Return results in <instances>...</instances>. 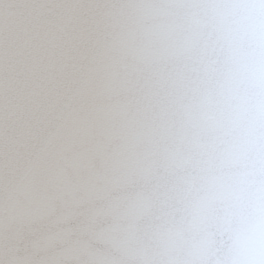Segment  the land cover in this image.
Returning a JSON list of instances; mask_svg holds the SVG:
<instances>
[{
    "label": "water",
    "instance_id": "water-1",
    "mask_svg": "<svg viewBox=\"0 0 264 264\" xmlns=\"http://www.w3.org/2000/svg\"><path fill=\"white\" fill-rule=\"evenodd\" d=\"M23 2L0 264H264V0Z\"/></svg>",
    "mask_w": 264,
    "mask_h": 264
},
{
    "label": "snow or ice",
    "instance_id": "snow-or-ice-1",
    "mask_svg": "<svg viewBox=\"0 0 264 264\" xmlns=\"http://www.w3.org/2000/svg\"><path fill=\"white\" fill-rule=\"evenodd\" d=\"M33 5H30L23 0H14V2L5 5L3 0H0V31L6 30L11 27L13 20L20 13H23ZM106 264H118L116 261H109ZM189 264V262H183Z\"/></svg>",
    "mask_w": 264,
    "mask_h": 264
}]
</instances>
